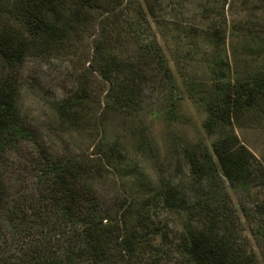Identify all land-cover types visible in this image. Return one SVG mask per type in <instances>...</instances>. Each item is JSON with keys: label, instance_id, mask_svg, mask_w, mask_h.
Instances as JSON below:
<instances>
[{"label": "trees", "instance_id": "trees-1", "mask_svg": "<svg viewBox=\"0 0 264 264\" xmlns=\"http://www.w3.org/2000/svg\"><path fill=\"white\" fill-rule=\"evenodd\" d=\"M124 1L10 0L2 7L0 0V264H264V205L256 200L246 208L239 200L240 195L250 194L254 184L264 186V169L255 164L232 127L234 112L251 108L260 100L264 79L254 82L249 72L247 77L237 75L232 83L226 76L228 64L218 61L212 68L204 122L205 131L215 139L210 148L204 143L184 146L182 158L188 166V178L163 186L158 193L184 219L181 242L173 243L166 234L157 236L146 204H108L88 178L84 162L57 163L44 147L38 148L36 158L41 201L38 198L30 209L33 207L38 219L44 204V210L61 212L62 222L72 226L59 236H49L35 226L26 228L25 218L17 215L20 209L13 203L3 166L8 151L31 137L18 107L17 77L28 55L60 49L78 37L88 22L95 28L99 21L108 34L116 36L110 44L122 43L121 27L140 43L134 59L122 60L106 51V42H100L101 33L95 40L90 63L110 82L107 96L113 105L133 107L142 85L152 78L160 77L161 88L166 91L174 88L173 73L162 48L156 42H139L142 26H148L146 15L159 19L161 0H143L145 7L139 8L136 18H128L129 24ZM245 1L264 12V0ZM228 2L208 0L200 14L212 21L202 32L211 40L217 39V47L225 42L224 30L219 28L226 27ZM233 2L228 3L229 9H233ZM257 24L254 20L234 22L231 33H255L260 28ZM153 66L155 74L147 75ZM79 105L80 101L73 100L63 109L70 115L69 111ZM233 195H237V204ZM19 198L25 201L23 195ZM242 211L251 218L249 234ZM37 222L41 227L43 222Z\"/></svg>", "mask_w": 264, "mask_h": 264}, {"label": "rangeland", "instance_id": "rangeland-1", "mask_svg": "<svg viewBox=\"0 0 264 264\" xmlns=\"http://www.w3.org/2000/svg\"><path fill=\"white\" fill-rule=\"evenodd\" d=\"M2 1L4 7L10 0ZM207 1L161 0L160 21L146 15L149 27L142 26L139 42H156L162 48L173 73L174 88L166 91L161 88L160 77L152 78L142 85L131 108L122 109L109 101L110 82L90 63L100 33V42H106L107 52L122 60L136 55L138 37L132 39L125 27L120 28L122 43L110 44L116 36L108 34L99 21L95 28L89 27L88 22L81 34L62 48L26 57L17 77L18 107L31 137L8 151L3 166L10 180L13 203L20 209L17 215L25 218L26 228L35 226L49 236H59L72 226L62 222L61 212L44 210V204L43 215L38 219L33 207L30 209V204L36 205L40 200L36 158L38 148L44 147L57 163L84 162L88 178L108 204H146V213L158 229L157 236L166 234L173 243L181 242L184 219L158 193L163 186L188 178V166L182 158L184 146L204 143L210 148L215 139L204 128L212 68L216 61L228 64L226 76L232 83L237 75L246 76L249 72L254 75V82L264 79V12L245 0H235L233 9H229V0L226 27L219 28L224 30L225 42L217 47L214 42L218 40H211L207 32H202L212 22L200 15ZM123 6L129 24L128 18H136L145 4L143 0H125ZM248 20L258 23L260 28L255 33H231L232 23ZM196 30L198 34H194ZM146 73L153 76L155 67ZM73 100L81 105L68 115L63 107ZM232 127L255 164L264 169V94L253 107L234 112ZM218 169L221 172L219 166ZM21 195L25 201L19 198ZM233 197L237 204V195ZM239 200L244 201L246 208L256 200L264 205V186L260 182L254 184L250 194L240 195ZM240 214L249 234L251 218L243 211ZM39 219L43 222L41 227ZM159 240L160 237L156 243Z\"/></svg>", "mask_w": 264, "mask_h": 264}]
</instances>
